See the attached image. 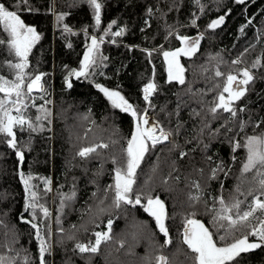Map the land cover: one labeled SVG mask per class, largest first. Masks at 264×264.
Here are the masks:
<instances>
[{
  "label": "trees",
  "instance_id": "obj_1",
  "mask_svg": "<svg viewBox=\"0 0 264 264\" xmlns=\"http://www.w3.org/2000/svg\"><path fill=\"white\" fill-rule=\"evenodd\" d=\"M98 2L102 4L100 25H96L94 11L85 0H29L35 11L20 12L24 22L41 36L29 54L26 71L30 76L43 74L44 92L33 91L36 107L30 106L25 116L37 127L42 123L43 130L14 129L17 148L24 153L23 163L0 135V255H30L33 264H38L35 229L20 219L23 214L32 220L31 210L24 211L22 171L33 177L38 205L51 214L45 218L37 207L34 221L51 244V254L46 255L48 264H157L156 257L161 255L168 257L170 264H191L189 250L182 242L185 219L194 212V218L215 232L211 214L206 211L213 207L214 197L223 195L231 200L239 195L235 192L239 184L244 193L239 199H252L247 196L251 174L241 179L246 153L242 148L233 151V142L264 131V0H246L243 5L235 0H199V4L196 0ZM0 3L14 7V0ZM61 13L64 20L58 23L56 16ZM220 16L225 17L224 23L209 29L208 25ZM193 19L195 26L191 24ZM65 24L71 32L64 31ZM120 29L125 30L123 35L112 36ZM177 35H200L196 53L180 57L185 85L167 82L162 55L182 46ZM3 36L6 34L0 27ZM92 36L98 40L103 37L96 64L86 76H69L72 69H80ZM258 58L261 66L253 69L252 63ZM7 59L11 57L0 46V61ZM238 59L241 63H232ZM243 68H249L254 79L245 86V96L235 102L237 117L222 110L214 117L209 109L221 90L216 85L224 80L215 77V71L227 75ZM0 74L13 78L6 65ZM152 81L157 91L149 107L143 99V88ZM97 84L119 91L139 114L147 108V113L172 133L168 142L149 148L137 169L131 195L133 199L141 196V205L116 208L112 203L114 192L109 186L114 184L118 166L112 158L123 159L135 119L113 107ZM28 103L31 105L32 100ZM41 105L52 113L50 124L35 120L41 115L37 111ZM241 122L246 123L243 132L239 130ZM256 124L260 127L254 128ZM101 143L108 147L97 149L88 158L77 155L81 148ZM218 166L224 170L213 179L212 170ZM44 178L51 180L52 191H44ZM72 193L74 197L61 207L62 195ZM192 195H199L200 201L190 200ZM149 196L159 197L165 204L168 237L143 210ZM109 220L111 239L102 242L97 253H80L75 248L78 243H94V233L107 232ZM168 239L171 244H165ZM237 259L239 264H264V246Z\"/></svg>",
  "mask_w": 264,
  "mask_h": 264
},
{
  "label": "snow or ice",
  "instance_id": "obj_2",
  "mask_svg": "<svg viewBox=\"0 0 264 264\" xmlns=\"http://www.w3.org/2000/svg\"><path fill=\"white\" fill-rule=\"evenodd\" d=\"M85 2L94 11L96 25H100L102 4L98 0H85ZM245 2L246 0H235V3L240 5L245 4ZM196 3L199 4V0H196ZM202 10L203 8H201ZM21 11L32 12L35 9L31 7L29 0H14V7H8L4 3H0V27H2L3 33L6 34V36L0 37V46L11 57V59L0 61V70L6 65L13 77L6 78L3 74H0V94H2L0 95V135L5 138L4 142L9 148L16 150L15 155L19 162L23 163L24 153L17 148V135L14 129L18 128L20 131H24L26 127L33 132L43 130V124L41 123L39 127L34 125L32 120L25 116V111L30 106L36 107L35 99L31 95L33 91L44 92V88L41 83L43 74L30 76L26 71L29 68V54L41 39V36L35 27L29 26L24 22L20 15ZM148 11L151 14L152 9ZM56 20L58 23L62 22L64 14L57 15ZM224 20L225 17L220 16L218 19L213 20L208 25V28L215 29L222 25ZM112 23L114 24L115 21ZM191 24L195 26L196 19H193ZM110 28L111 25H109ZM243 30L242 27L241 31L243 32ZM64 31L71 32L72 30L65 24ZM124 31V29H120L112 33V36L119 37L124 34ZM107 34L108 31L105 32V35ZM176 39L181 42V47L172 51L162 52L166 64L167 82L185 85V67L181 64L180 57L193 56L198 49L199 39H190L188 36L180 35H177ZM102 42L103 37L99 40L95 36L91 37V43L87 45L80 69H72L69 72V76L81 77L88 74V70L97 62V53ZM147 54L149 56L152 55L151 51ZM232 63L239 64L241 61L238 59L232 61ZM260 66L261 59L258 58L252 63L251 67L255 69ZM215 77H223L224 80L222 85L219 83L216 85L221 90L215 97L213 106L209 111L214 117L221 110L229 113L233 118L237 117L238 110L234 105L236 101L241 100L245 96L247 92L245 86L254 79L251 70L243 68L235 74L230 72L225 75V73L217 69ZM66 83L68 88L72 87L68 78H66ZM96 87L104 93L113 107L130 113L135 119V129L130 139L127 140L126 148L123 149V159L118 161L115 157L112 158V163L118 165L114 170V184L109 186L114 192L112 203L116 208H120L122 204L141 205V196L137 195L133 199L131 195L133 193V185L136 184L137 169L140 168L145 155L149 152V148H155L158 144L168 142L172 133L171 131H166L159 121H153L150 124L147 115L148 109L146 108L143 114H139L119 91L109 90L99 84ZM156 91L157 84L154 81L147 83L143 88V99L148 103L149 107H152L151 97ZM188 91L191 92L192 89L189 88ZM28 100H32L31 105H29ZM48 103H51V101H45V104ZM37 111L41 113V115L35 117L37 122L47 121L49 124L51 123L52 113L46 106H39ZM239 111L242 112L244 109L239 108ZM245 127L246 123H239L241 132L244 131ZM258 127H260L259 124L254 126V128ZM107 147L108 145L103 143L83 147L78 151L77 155L82 159L88 158L91 154L96 153L97 149ZM241 148L246 153L240 170L241 179L243 180L248 174H251V180L248 181L251 186L248 188L247 196H251L252 199L247 202L239 199V195H244L239 184L235 189V192L239 195L232 196L231 200H226L223 195L214 197L213 207L206 208V211L211 214V225L215 232L201 220L194 218V212L191 217L185 219L182 242L189 250L190 255H186L191 264H239L237 258L241 254L264 246V131L259 134L246 135L242 141L234 140L233 151ZM184 155L186 153H181V156ZM223 170V166L213 169L212 178H216L217 172ZM19 176L26 193L24 211L28 212L31 210L32 212V220L26 219L23 214L20 219L23 223L30 224L31 228L35 229V236L39 241L38 264H48L46 255L51 254V244L41 234V228L34 221L37 207H39L45 218H48L51 214L43 205H38L39 197L37 191L34 190L35 185L31 183L33 177L30 174L26 176L22 171ZM43 182L45 185L44 191H52L50 187L51 180L44 178ZM195 187L199 189L200 185L197 183ZM74 195L75 193H72L71 196L62 195L61 207L64 206L66 200H71ZM189 199L199 202L201 197L192 195ZM217 204L219 205L218 207H216ZM143 210L155 219L159 231L165 237H168V228L165 226L167 213L164 202L159 197L153 198L149 196L146 204L143 205ZM57 222L59 223V218H57ZM111 229L112 221L109 220L107 232L94 233V243L88 245L78 243L75 248L80 253H97L101 243L111 239ZM61 231L63 230L61 229ZM237 233H240V235L237 236ZM250 237L255 239L250 240ZM69 238L71 239L72 237ZM165 244H171V240H166ZM121 247H123V243H121ZM156 261L157 264H170L168 257L163 255L156 257ZM0 264H33V261L30 255H25L21 258L19 253H17L16 256L12 257L0 255Z\"/></svg>",
  "mask_w": 264,
  "mask_h": 264
},
{
  "label": "built area",
  "instance_id": "obj_3",
  "mask_svg": "<svg viewBox=\"0 0 264 264\" xmlns=\"http://www.w3.org/2000/svg\"><path fill=\"white\" fill-rule=\"evenodd\" d=\"M35 91H39V90H35ZM147 115H148L149 121L152 123L154 121V118L150 114H148V113H147Z\"/></svg>",
  "mask_w": 264,
  "mask_h": 264
},
{
  "label": "water",
  "instance_id": "obj_4",
  "mask_svg": "<svg viewBox=\"0 0 264 264\" xmlns=\"http://www.w3.org/2000/svg\"><path fill=\"white\" fill-rule=\"evenodd\" d=\"M190 39H199V41H200V35H195V36L191 37Z\"/></svg>",
  "mask_w": 264,
  "mask_h": 264
},
{
  "label": "rangeland",
  "instance_id": "obj_5",
  "mask_svg": "<svg viewBox=\"0 0 264 264\" xmlns=\"http://www.w3.org/2000/svg\"><path fill=\"white\" fill-rule=\"evenodd\" d=\"M40 74V73H39ZM35 91V90H34ZM227 95V94H226ZM155 121V120H154ZM155 220V219H154ZM104 232H106V231H104ZM128 236H130V233L128 234Z\"/></svg>",
  "mask_w": 264,
  "mask_h": 264
},
{
  "label": "bare ground",
  "instance_id": "obj_6",
  "mask_svg": "<svg viewBox=\"0 0 264 264\" xmlns=\"http://www.w3.org/2000/svg\"><path fill=\"white\" fill-rule=\"evenodd\" d=\"M149 123L151 124V122L149 121Z\"/></svg>",
  "mask_w": 264,
  "mask_h": 264
}]
</instances>
